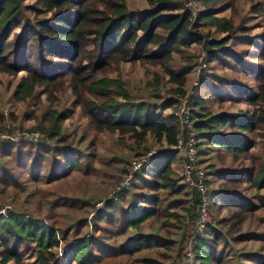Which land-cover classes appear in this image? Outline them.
<instances>
[{"label":"trees","instance_id":"obj_1","mask_svg":"<svg viewBox=\"0 0 264 264\" xmlns=\"http://www.w3.org/2000/svg\"><path fill=\"white\" fill-rule=\"evenodd\" d=\"M146 1L147 6L133 10L127 0H0V86L8 76L4 86L7 91L12 87L10 97L15 102L36 100L39 104L44 95L50 103L45 113L27 118L34 120V129L42 136L32 141L0 140V208L13 204L2 189L21 183L11 171L12 162L21 172H29L32 180H44L47 185L74 172L89 175L95 159V138L98 134H116L121 141H132L133 156L123 163L122 180L133 159L152 151L148 137L160 146L146 156L127 190L100 200L99 206L93 204L90 221L81 216L59 227L48 217L19 212L13 206L0 212V264H25L28 251L35 253L29 264H172L190 238L195 264H222L229 241L240 244L251 240L257 242V249L245 255L254 258L255 264H264L260 222L254 227L260 232H242L247 223L256 220L258 210L264 211V160L250 151L264 141V29L252 38L245 37L251 29L237 15L240 1L249 3L252 14L264 15V0ZM185 2L192 3L193 8H185ZM227 11L229 15L223 14ZM205 25L225 35L214 38L210 30L203 32ZM235 40L254 47L256 53L249 56L259 62L253 65L230 55L226 47ZM192 45L203 49V63L231 59L254 78L251 86L239 89L236 98L251 105V112L212 113L199 97L193 102L195 138L205 145L198 156L225 150L215 155L218 162L225 165L229 157L232 162L245 160L248 165L237 171L233 166H214V162L202 167L204 171L210 169L216 178L212 181L218 184L210 187L205 171L208 211L213 218L195 236L185 233L183 229L190 230L191 223L185 224L177 214L185 213L192 221L201 196L183 181L173 163L177 158L181 165L174 145L182 132L174 97L158 106L135 101L120 77L108 75L121 62L155 66L176 86L170 91L181 94L193 68L200 64L198 54L191 52ZM157 77L155 73L153 81L157 82ZM65 91L72 99L58 107V94ZM165 109L173 112L163 114ZM76 114L84 119L79 137L64 126ZM3 119L1 115L0 131H13L15 127L9 128ZM86 199L81 192L59 200L72 208L80 202L79 209L87 213L90 202ZM212 209L216 216L211 215ZM70 231L75 237L73 243L59 257L52 249ZM123 234L126 240L115 246ZM220 240L224 247L219 248Z\"/></svg>","mask_w":264,"mask_h":264},{"label":"rangeland","instance_id":"obj_2","mask_svg":"<svg viewBox=\"0 0 264 264\" xmlns=\"http://www.w3.org/2000/svg\"><path fill=\"white\" fill-rule=\"evenodd\" d=\"M33 0H28L31 2ZM128 6L130 9L139 10L144 6H147L146 0H127ZM185 8H193V4L184 3ZM28 14V13H26ZM223 14L229 15V11L224 12ZM221 14V15H223ZM237 15L238 17L244 18V22L251 29L250 35L245 34L244 36L252 38L254 33H258L264 29V15L252 14L249 10V3L246 1H240L237 5ZM220 16V14L218 15ZM201 29L203 32L210 30L214 38H220L225 35L223 32H216L215 28L210 25L202 26ZM254 37V36H253ZM227 52L234 56L245 58L250 64H257L259 61L250 57L251 54L256 53V49L248 44H242L239 41L235 40L234 43L229 44ZM191 52L198 54V60L200 64L196 65L193 68V71L188 76V81L183 87V93L187 90H193L191 95L190 105L192 109H195L193 102L195 98L199 97L203 104L207 107L208 110L212 113L219 111H224L227 113H238L240 111H249L251 112L253 107L246 103L245 101H237V92L242 86H251L254 82L252 76L246 75L234 61L231 59H224L220 62H209L203 63L201 60V55L203 54V49L198 45L191 46ZM250 57V58H249ZM178 59H176L175 64H177ZM114 68L108 72L109 76L120 77L129 93L131 98L135 101L145 100L152 104H157V106L166 98L174 95L170 90L174 89L176 86L169 83V77L166 72L158 67L151 65H140L138 63L132 64L130 62H121L119 65H114ZM155 73L158 74L157 82L153 78ZM203 73L204 82H200L199 77ZM10 78L8 76L3 77V85L0 86V116H3V123L9 128L15 127L13 131H22V130H35L34 120L27 119L29 116H40L47 111L50 107L49 101L45 99V96L42 95L41 102L36 104V100H29V102H15L10 97V90L5 89L6 79ZM240 85V86H239ZM253 89V88H252ZM254 90V89H253ZM181 93V94H183ZM59 101L56 102L58 107L67 105L72 96L68 91H65L64 94H58ZM54 105V106H57ZM176 105V104H175ZM172 109L163 110V114L172 113ZM176 112V110L174 111ZM21 126V128H19ZM64 126L69 129L71 132H76L77 137H79L81 130L84 126V119L80 118L77 114L66 120ZM11 131V132H13ZM229 131V130H228ZM194 135L196 134L194 130ZM95 147L93 152L95 153V159L93 161L92 169H89V175H84L82 171L74 172L71 176L65 178L63 181L54 182L50 185L43 181L36 182L32 180L29 172L22 171L21 168L16 166V162L10 164L12 173L18 178L17 183L13 185H6L3 196L8 198L13 202L10 204V209H13L28 213L36 216H45L50 219V222L59 227H64L70 222L73 223L76 219L81 218V216H86L87 220H91L94 210L93 206L98 203L100 200H106L113 195V190L120 182V170L123 166L124 161L129 160L133 156V152L130 151L132 141L126 140L121 141V138H118L116 134H98L95 138ZM197 142V152L205 148V145ZM147 144L150 145L152 151H158L160 146L156 144L151 137L147 138ZM199 144V145H198ZM85 145V142H84ZM83 146V145H82ZM221 152H226L225 150H218ZM218 151L212 150L206 155L198 156V160H202L201 167H205L210 162H214V166H222L221 162L216 160L215 155ZM251 152L260 154L264 160V141L257 143L251 150ZM84 162V161H83ZM177 171L181 169V165L177 162V158L173 161ZM233 166L235 169H240L241 166H248L247 162L244 160L242 163L240 161L232 162L229 157L225 159L224 167ZM206 174L209 177L210 187L215 188L218 184L217 180L212 174L210 169L205 168ZM180 172V171H179ZM211 175H210V174ZM84 192L86 198L89 200V211L84 213L83 210L79 209V203L75 205V208L62 205L60 197L63 195H70V193L80 194ZM264 193V189L261 191ZM252 194V193H250ZM86 199V200H87ZM220 200V199H219ZM69 203V202H67ZM9 204V203H8ZM94 204V205H93ZM97 206V205H96ZM91 210V211H90ZM212 213L216 216L215 209H212ZM181 218L183 217L186 223L190 224V230L184 228L186 234H191L195 236V227L198 217L195 214V217L192 221L187 214L179 212L177 213ZM224 213H221L220 217ZM256 220L252 224H246L242 232H253L255 225L258 226L260 222V231L264 232V211H257L255 213ZM211 218H213L211 216ZM48 222V221H47ZM213 222V221H212ZM100 224H104L103 222ZM259 229L257 232H260ZM88 228H86V232ZM190 236V237H191ZM74 236L72 231H70L65 240L60 238V244L57 247H54L52 251L59 257L67 249L69 243H73ZM127 235L123 234L118 236L116 239V245H119V242L122 243L126 240ZM180 236H177V239H180ZM191 240V238H190ZM190 240L185 242V246L182 249L183 251L173 257L172 264H183V256L186 251H189ZM109 243H114V239H109ZM213 243V242H212ZM257 242L251 240L245 243L235 244L234 242H228V245L225 247L227 250V255L225 262L222 264H255L254 258L248 257L245 253L250 251H255L257 249ZM224 247L223 240L219 242V248ZM32 248V247H31ZM191 248V247H190ZM184 252V253H183ZM23 261L25 264H29L34 256V251L26 252ZM156 255V254H155ZM154 255V256H155ZM157 257V256H156ZM158 258V257H157ZM157 260H160L158 258ZM111 262V261H109ZM113 262L109 263L112 264Z\"/></svg>","mask_w":264,"mask_h":264},{"label":"built area","instance_id":"obj_3","mask_svg":"<svg viewBox=\"0 0 264 264\" xmlns=\"http://www.w3.org/2000/svg\"><path fill=\"white\" fill-rule=\"evenodd\" d=\"M193 94V90H187L183 94L174 96L176 102L175 116L181 125L182 132L177 137L174 148L179 152L181 157V169L179 170L183 181L188 186L198 190L201 196V200L197 206L198 217L196 221L195 234L200 233L204 230L207 224L211 222V217L208 211V199H207V188L205 184V171L198 164V152L197 142L194 135L193 122L191 120L192 107L190 105V97ZM42 136V132L39 130H22V131H0V140L6 139L11 141L17 140H28L32 141ZM154 153L150 151L146 156ZM143 156L140 159H133L131 161V168L124 175L119 185L113 190L115 195L122 194L125 190L130 187L134 173L141 167L146 159ZM101 204L98 203L97 206ZM3 205V204H2ZM6 208H10L9 205H3L0 208V212L4 213ZM189 251H186L183 256V264H195L194 254L192 249L189 247Z\"/></svg>","mask_w":264,"mask_h":264}]
</instances>
